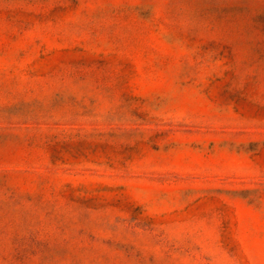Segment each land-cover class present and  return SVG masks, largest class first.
Masks as SVG:
<instances>
[{"label": "rangeland", "instance_id": "obj_1", "mask_svg": "<svg viewBox=\"0 0 264 264\" xmlns=\"http://www.w3.org/2000/svg\"><path fill=\"white\" fill-rule=\"evenodd\" d=\"M0 264H264V0H0Z\"/></svg>", "mask_w": 264, "mask_h": 264}]
</instances>
